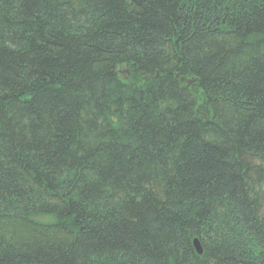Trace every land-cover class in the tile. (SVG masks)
<instances>
[{
    "label": "trees",
    "instance_id": "trees-1",
    "mask_svg": "<svg viewBox=\"0 0 264 264\" xmlns=\"http://www.w3.org/2000/svg\"><path fill=\"white\" fill-rule=\"evenodd\" d=\"M0 264H264V0H0Z\"/></svg>",
    "mask_w": 264,
    "mask_h": 264
},
{
    "label": "water",
    "instance_id": "water-1",
    "mask_svg": "<svg viewBox=\"0 0 264 264\" xmlns=\"http://www.w3.org/2000/svg\"><path fill=\"white\" fill-rule=\"evenodd\" d=\"M194 247L196 249V251L198 252V254H201L202 250H201V247H200V244L198 242V240H194Z\"/></svg>",
    "mask_w": 264,
    "mask_h": 264
}]
</instances>
